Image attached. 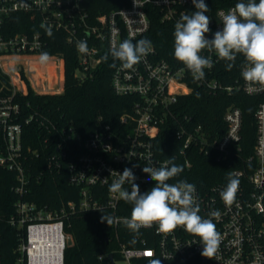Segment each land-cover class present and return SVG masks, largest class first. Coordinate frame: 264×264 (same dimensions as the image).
Masks as SVG:
<instances>
[{"label": "built area", "instance_id": "2783aa9c", "mask_svg": "<svg viewBox=\"0 0 264 264\" xmlns=\"http://www.w3.org/2000/svg\"><path fill=\"white\" fill-rule=\"evenodd\" d=\"M149 5L161 10L164 21L174 23L182 13L194 8L192 0H129L126 7L91 18L84 8V0H0V69L10 79L9 92L0 95V168L16 175L14 190L19 200L7 219L21 236L16 264H65L68 241L73 240L65 230L66 217L78 211L98 210L111 212L116 244L113 250L99 256L101 264H149L150 259H159L161 264H264V85L243 78L228 87L216 79L208 81L206 77L213 73L220 60L207 50L202 54L211 56L214 67L205 69L206 75L200 81H194L183 64L176 68L159 59L153 46L132 69H123L119 63L112 75V87L118 96L136 99L133 111L120 118L117 128L99 123L88 137L78 134L71 125L62 131L69 142L79 147L60 156L66 161L70 184L80 189L79 201L50 209L24 200L30 184L24 125L34 116L23 120V107L16 97L28 94L26 79L36 94H62L64 59L49 55L47 61L41 62L40 54L46 46L41 35L18 34L7 38L2 34L5 19L14 13L39 16L43 26L65 32L68 43L78 53L76 77L85 81L101 66L105 51L124 39L131 38L134 42L149 32ZM231 8H219L215 14L208 15L211 29L206 34L208 39L222 29L218 13ZM81 40L87 41V53L78 49ZM13 67H24L25 71L17 74ZM34 72L38 77L42 75V83L32 79L30 75ZM189 82L206 85L212 92L241 91L247 96L263 98L254 114L256 135L249 157L241 155L240 108L231 107L226 112V132L214 140L200 126H191V118L180 113L179 98L193 91ZM166 130L180 144L179 154L187 168L191 167L189 155L194 152L207 156L216 151L220 159L234 157L239 163V168L231 174L239 181L231 205H226L220 196L228 182L211 187L195 184L199 214L212 219L221 235L217 251L210 256L202 255L199 238L183 227L162 233L153 225L133 233L125 226L132 205L109 191V185L116 179L111 171L122 173L125 168L134 172L141 193L154 186L155 182L142 169L168 161L160 158L156 150V140ZM55 167L59 168L60 163L56 162ZM124 187L131 190L128 184ZM212 212L219 215L212 217L209 215Z\"/></svg>", "mask_w": 264, "mask_h": 264}, {"label": "trees", "instance_id": "16d2710c", "mask_svg": "<svg viewBox=\"0 0 264 264\" xmlns=\"http://www.w3.org/2000/svg\"><path fill=\"white\" fill-rule=\"evenodd\" d=\"M205 3L210 9L206 14L211 15L219 8L234 7L237 0H205ZM128 5L129 0H84V8L91 18ZM192 11H195V8L189 9V13ZM147 12L151 28L139 39H149L159 59L168 61L176 68L181 66L182 63L173 55L175 23L164 21L161 10L155 6H147ZM2 34L7 38L18 34H40L46 43L42 52L60 55L64 59L62 94H36L26 79L28 94L16 97L23 107V120L34 116L29 124L24 125V147L29 154L27 174L30 178L24 200L50 209L60 208L69 202H78L80 189L70 184L66 161L60 156L62 152L71 153L79 147L69 142L67 135L62 131L71 125L78 134L88 137L99 123L117 128L120 118L133 111L136 99L118 96L112 87V75L119 61L114 62L111 56H108L106 61L103 59L93 76L80 81L76 77L79 64L75 47L68 43L65 32L43 26L39 16L11 14L5 19ZM108 52L105 51L103 58ZM113 63L115 66L110 67ZM245 63L243 55L238 54L235 66L227 71L225 62L220 60L213 73L206 78L208 81L216 79L224 87L236 85L241 82V71ZM189 85L193 91L179 98L177 108L180 113L191 118V126H200L203 132L214 140L226 132V112L231 107L240 108L243 116L241 155L243 158L249 157L256 135L254 114L263 98L247 96L241 91L231 94L223 90L212 92L206 85L200 86L192 82H189ZM9 88L10 79L0 69V95L8 93ZM179 149L180 144L167 130L156 140V150L160 158L183 166L184 171L180 176L172 179L175 183L184 179L189 183L211 187L216 183H227L232 171L239 168V163L234 157L223 160L216 151L207 156L199 152L191 153V167L187 168ZM56 162L60 163L59 168L55 167ZM15 186V173L0 168V264H16L20 257V233L7 223L8 216L19 200ZM102 215L112 217L111 212L107 210L78 211L66 217L65 230L72 236L73 245L66 250L65 264H101L99 256L115 248L113 223L108 225L101 222Z\"/></svg>", "mask_w": 264, "mask_h": 264}, {"label": "clouds", "instance_id": "9594fccd", "mask_svg": "<svg viewBox=\"0 0 264 264\" xmlns=\"http://www.w3.org/2000/svg\"><path fill=\"white\" fill-rule=\"evenodd\" d=\"M195 11L182 13L174 25V58L182 63L192 74L194 81L204 79L205 69L214 67L211 56L202 53L207 50L215 53L218 60L225 62V68L230 71L235 66L237 55H243L245 65L241 76L245 81L264 85V0H237L235 6L227 12H219L222 29L217 30L211 39L206 34L211 31L210 10L205 0H192ZM81 53L89 51L87 41L78 42ZM152 51V42L147 39H124L118 45L109 49L104 60L111 56L113 61H119L123 69H132L142 58ZM49 54H40L41 62L47 61ZM115 63L110 65L114 67ZM133 167H136L135 165ZM146 173L154 186L141 193L135 183L137 177L131 168H125L122 173L111 171L116 179L109 185V191L117 194L126 203L132 205L130 218L125 220V226L138 234L141 228L158 226L162 233L171 232L177 227L199 238L203 245V256L214 254L220 244L221 235L212 219L202 217L196 195V186L187 180L180 179L176 183L170 180L180 176L184 171L182 165L172 160L161 166H145ZM238 179L228 177L227 186L220 192L226 205H231L236 196ZM131 186V190L124 185ZM212 217L218 212L209 214ZM101 222L113 223L112 217H101ZM149 264H161L159 259H150Z\"/></svg>", "mask_w": 264, "mask_h": 264}, {"label": "rangeland", "instance_id": "374dc122", "mask_svg": "<svg viewBox=\"0 0 264 264\" xmlns=\"http://www.w3.org/2000/svg\"><path fill=\"white\" fill-rule=\"evenodd\" d=\"M14 70H15V73L17 74H22L24 73V67H13ZM37 73H33L31 74L30 76L32 77V79L38 83H42L41 80H42V75H40V77L36 76Z\"/></svg>", "mask_w": 264, "mask_h": 264}, {"label": "water", "instance_id": "95a60500", "mask_svg": "<svg viewBox=\"0 0 264 264\" xmlns=\"http://www.w3.org/2000/svg\"><path fill=\"white\" fill-rule=\"evenodd\" d=\"M68 245H69V247L73 245V240L72 239H69ZM110 258H113V256L111 255Z\"/></svg>", "mask_w": 264, "mask_h": 264}]
</instances>
